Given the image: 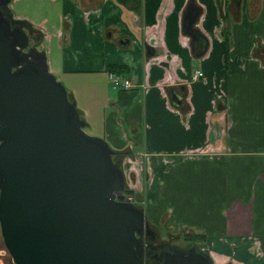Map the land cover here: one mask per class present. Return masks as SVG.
I'll return each mask as SVG.
<instances>
[{
	"label": "crops",
	"instance_id": "obj_1",
	"mask_svg": "<svg viewBox=\"0 0 264 264\" xmlns=\"http://www.w3.org/2000/svg\"><path fill=\"white\" fill-rule=\"evenodd\" d=\"M194 3L208 42L200 56L181 29L187 0H10L9 8L39 34L83 128L128 163L125 179H145L146 219L201 234L196 245L215 264H264V0ZM108 71L131 86L112 87ZM181 86L174 105L169 89ZM0 264H14L1 246Z\"/></svg>",
	"mask_w": 264,
	"mask_h": 264
},
{
	"label": "water",
	"instance_id": "obj_2",
	"mask_svg": "<svg viewBox=\"0 0 264 264\" xmlns=\"http://www.w3.org/2000/svg\"><path fill=\"white\" fill-rule=\"evenodd\" d=\"M0 0V237L14 264H144V209L125 196L124 173L106 141L28 45L30 24ZM187 0L181 29L194 56L208 42ZM26 48V49H25ZM177 93L169 99L179 105ZM156 264H215L196 244L168 246ZM223 264H231L229 261Z\"/></svg>",
	"mask_w": 264,
	"mask_h": 264
},
{
	"label": "rangeland",
	"instance_id": "obj_3",
	"mask_svg": "<svg viewBox=\"0 0 264 264\" xmlns=\"http://www.w3.org/2000/svg\"><path fill=\"white\" fill-rule=\"evenodd\" d=\"M31 31H34V30L31 28ZM37 44H38V42L36 43V45ZM45 46H46V43H45ZM46 56H48V54H46ZM123 167H124L123 168L124 172L127 174L128 163H126ZM145 178H146V182H147L148 177H145ZM124 179H125V177H124ZM126 179H127V185L132 189L131 194L133 193L136 198H140V200L142 199L140 203L137 202L136 204L141 205L144 209V207H146L150 204V199H149L150 195H148V192L146 191L147 188L145 187L146 186L145 179L140 177L139 180L134 181L133 183H132V181L131 182L129 181L130 179H128V177ZM127 185L125 182L124 186H127ZM143 193H145V194H143ZM147 220L149 221L148 223L150 225H152L154 227V229L158 232V237L160 239H163L167 243H173L174 242V243L181 244V245H186V244L190 245V243L192 242L191 240H187L184 238L185 231H181L178 228V226L173 225V226H170V229H168V227H169L168 223L169 222H168V219H166V218L164 220L160 216L159 217H153V218L147 216ZM176 230H180V231H176ZM0 246L3 250H5L4 245L1 241V237H0ZM6 254L10 258L9 254L7 252H6Z\"/></svg>",
	"mask_w": 264,
	"mask_h": 264
},
{
	"label": "flooded vegetation",
	"instance_id": "obj_4",
	"mask_svg": "<svg viewBox=\"0 0 264 264\" xmlns=\"http://www.w3.org/2000/svg\"><path fill=\"white\" fill-rule=\"evenodd\" d=\"M28 32H30V36L28 38V46H30L33 43H36V39H35V35H37L39 37V35L34 32V31H29L30 29H26ZM26 49V48H25ZM123 169V168H122ZM131 194L127 195L128 197ZM149 227L151 230L154 231L153 236H150V234L148 233H144L142 235V241L144 243V245H147L146 247L144 246L143 249V253H142V258L144 261V264H156L157 262H159L160 260L157 259V254L161 251V250H166L168 248V246L171 245H177L181 248L188 246L186 245H181V244H177V243H167L166 241H164L163 239H160L158 237V232L154 229V227L152 225L149 224ZM192 244V243H190Z\"/></svg>",
	"mask_w": 264,
	"mask_h": 264
},
{
	"label": "built area",
	"instance_id": "obj_5",
	"mask_svg": "<svg viewBox=\"0 0 264 264\" xmlns=\"http://www.w3.org/2000/svg\"><path fill=\"white\" fill-rule=\"evenodd\" d=\"M201 75L202 72L200 70H195L193 73V77H197ZM107 76L112 87L127 88L131 86L129 79L127 77H122L118 73L108 71Z\"/></svg>",
	"mask_w": 264,
	"mask_h": 264
},
{
	"label": "trees",
	"instance_id": "obj_6",
	"mask_svg": "<svg viewBox=\"0 0 264 264\" xmlns=\"http://www.w3.org/2000/svg\"><path fill=\"white\" fill-rule=\"evenodd\" d=\"M225 41V40H224ZM226 50V49H225ZM224 59H225V55H224ZM119 66V65H117ZM116 65H112L111 68L114 69V68H117ZM119 71L121 69H123L121 66L118 67ZM119 156H114L113 157V160L117 163V164H120V159L118 158ZM127 185V184H126ZM123 192L124 194L126 195H129L131 194V189L128 187V186H124V189H123ZM184 238L187 239V240H191L192 242L191 243H194V244H197L198 241H200L202 239V235L199 234V233H190V232H185L184 233Z\"/></svg>",
	"mask_w": 264,
	"mask_h": 264
},
{
	"label": "bare ground",
	"instance_id": "obj_7",
	"mask_svg": "<svg viewBox=\"0 0 264 264\" xmlns=\"http://www.w3.org/2000/svg\"><path fill=\"white\" fill-rule=\"evenodd\" d=\"M115 155L113 154L112 157H114ZM126 197H128L126 194H125Z\"/></svg>",
	"mask_w": 264,
	"mask_h": 264
}]
</instances>
